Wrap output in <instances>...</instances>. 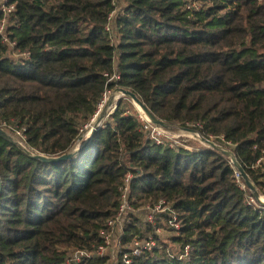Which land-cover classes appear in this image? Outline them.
<instances>
[{
    "label": "trees",
    "instance_id": "16d2710c",
    "mask_svg": "<svg viewBox=\"0 0 264 264\" xmlns=\"http://www.w3.org/2000/svg\"><path fill=\"white\" fill-rule=\"evenodd\" d=\"M189 2L9 0L0 121L25 127L29 151L0 135V264H66L69 248L97 244L128 174L133 206L171 202L183 224L173 241L191 246L186 260L163 243L132 264H264V204L229 156L154 143L121 99L73 157L32 156L72 150L104 93L121 87L167 124L224 136L264 197V0H199L196 11ZM114 11L117 43L106 30Z\"/></svg>",
    "mask_w": 264,
    "mask_h": 264
},
{
    "label": "built area",
    "instance_id": "2783aa9c",
    "mask_svg": "<svg viewBox=\"0 0 264 264\" xmlns=\"http://www.w3.org/2000/svg\"><path fill=\"white\" fill-rule=\"evenodd\" d=\"M191 1L192 0H190V2ZM193 1H197L199 5H192L189 2L187 6L189 9L196 11L202 8V4L199 0ZM113 3L117 5V0H113ZM118 8L119 7H117L116 10H118ZM15 9V5L9 3V0H0V11L2 13V18L0 20V34L3 36V43L12 49L14 48V42L10 41L6 31L8 25L11 24V17L15 13ZM115 13L116 11L109 15V23L106 25V30L113 36L112 43H115L114 38L117 36L113 25V20L116 16ZM14 53H18V51H14ZM20 55L29 57L30 53H19V56ZM106 76H108V82H115L120 79V74L117 71H114L109 75L106 74ZM117 88L108 89L104 93L102 101L98 104V110L92 117L91 121L81 127L80 139H86L91 133L97 130L100 124L96 121L97 114L108 104L107 99L111 90H113L115 94L119 93ZM116 98L119 100V97L116 96L114 97V100H116ZM117 102L113 103L109 114L114 112L118 105ZM139 118L143 122L142 131L154 143L173 147L172 143H168V140L171 138L165 127L154 124L145 113L139 114ZM0 127L11 133V135L17 137L18 139L15 140V142L20 147L29 150L24 134L25 127H20L16 124L8 123L7 121H0ZM84 129L87 130L82 135ZM217 139L223 143L221 147L224 149H226V146H234L231 142L225 141L224 136H219ZM209 140L211 141V139ZM236 176L239 179L240 173L237 169ZM131 178L132 175L128 174L124 179V185L120 188L121 194L117 212L113 217L108 219L105 229L100 233V241L91 248L73 249L72 252H68L66 256V264H79L86 260L98 258L109 259L108 256L116 258L115 260H117V264H132V261L135 258L164 247L163 243L160 242L159 237L166 228L175 231L177 235L180 234L183 226L182 221L179 218L178 212L168 200L160 198L153 203H148L138 208L133 206L130 200ZM140 215H143L145 218L144 223L141 225H139ZM131 226H136L139 232L128 240L127 238ZM165 249L171 257L186 260L189 258L191 246L186 244L184 249L177 252L169 247V245H166Z\"/></svg>",
    "mask_w": 264,
    "mask_h": 264
},
{
    "label": "rangeland",
    "instance_id": "374dc122",
    "mask_svg": "<svg viewBox=\"0 0 264 264\" xmlns=\"http://www.w3.org/2000/svg\"><path fill=\"white\" fill-rule=\"evenodd\" d=\"M192 5H199L197 1H191L190 2ZM119 8L118 10L122 7L121 3L119 2ZM117 10V11H118ZM116 11V13H117ZM115 13V15H116ZM115 39V43H117L119 41V37L116 36ZM14 57L18 58L19 54L18 53H13L12 54ZM119 97L123 102L124 105L127 106V108H129V113H133L138 115L144 113V111L138 106V104L129 96L123 95L122 93H117L115 94L113 90H111V93L108 95V99H107V105L97 114V120L100 124L98 126L102 127L103 125H105L108 121H110V114L109 111L113 106V103L117 102V98L116 100H114V97ZM112 104V105H111ZM91 121V120H90ZM85 126V125H83ZM82 126V127H83ZM97 128V129H98ZM170 135V140H168V143H172L173 144V148H182L185 149L187 151H194L196 149H202V148H207V147H211L206 141L203 140V137L201 136L200 133H198L197 131H195L191 126H186L183 127L179 124H167V126L165 127ZM87 129H84L82 131V135L86 132ZM11 134V133H9ZM14 140H17L18 138L15 137L14 135H12ZM85 139H78V141L76 142V144L74 145V147L72 148V150H70V152H75L77 151V149H79L83 143H85ZM211 141H214L217 145L221 146L223 145V143L218 140V139H211ZM226 150L230 151L231 150V146H226L225 147ZM232 151V150H231ZM223 152V151H222ZM224 153V152H223ZM230 161L232 162L231 157L229 156ZM233 164V162H232ZM234 166V164H233ZM235 167V166H234ZM236 168V167H235ZM239 172V171H238ZM241 176H239V181L241 182L242 180L240 179ZM243 179V178H242ZM245 186V185H244ZM261 199L264 201V197L260 196ZM144 217L143 215H140V219H139V225L144 223ZM177 236V233L175 231H172L169 228H166L162 234H160V242L169 245V247H171L175 252L179 251V245L174 243L173 238ZM73 248H69L67 250L68 252H72ZM109 259L107 260V264H117L115 260L116 258H114L113 256H108Z\"/></svg>",
    "mask_w": 264,
    "mask_h": 264
},
{
    "label": "water",
    "instance_id": "95a60500",
    "mask_svg": "<svg viewBox=\"0 0 264 264\" xmlns=\"http://www.w3.org/2000/svg\"><path fill=\"white\" fill-rule=\"evenodd\" d=\"M117 91L120 92V93H122L123 95L129 96L130 98H132L142 108V110L144 111V113L148 116V118L154 124H157V125L162 126V127H166L167 126V123L166 122H164L163 120L157 118L150 111V109L140 100V98L136 95L135 92H133V91H131L129 89L121 88V87H118L117 88ZM119 100H120V98H119ZM119 100H118L117 104L119 103ZM92 134L93 133H91L85 140L86 141L89 140V138L92 136ZM0 135L15 142V140L12 137V135L9 134V132H7L5 129H3L1 127H0ZM203 140L206 141L212 148H215V149H218L220 151H223L225 154H227L228 156L231 157L234 166L239 171L240 176L244 179L245 185L248 186L255 193L256 197L259 200V202L261 204H264V201L261 199L260 196H258V193L256 191L255 185L250 180L248 174L246 173V171L244 170V168L242 167V165L240 164V162L236 158L235 154L231 150L228 151V150L222 148L221 146L217 145L215 142L210 141L207 138H204L203 137ZM86 141H85V143H86ZM85 143H83V145L80 148H82ZM79 149H77V151H75V152H70L69 151V152H67V153H65V154H63L62 156H59V157H47V156H44L42 154H32V156H34L35 158H38L40 160H43L45 162H52V163H54V162L66 160L68 158L73 157L78 152ZM27 151H29V150H27ZM1 191H2V181L0 180V194H1Z\"/></svg>",
    "mask_w": 264,
    "mask_h": 264
},
{
    "label": "bare ground",
    "instance_id": "6f19581e",
    "mask_svg": "<svg viewBox=\"0 0 264 264\" xmlns=\"http://www.w3.org/2000/svg\"><path fill=\"white\" fill-rule=\"evenodd\" d=\"M139 106V105H138ZM140 107V106H139ZM141 108V107H140ZM142 109V108H141Z\"/></svg>",
    "mask_w": 264,
    "mask_h": 264
}]
</instances>
